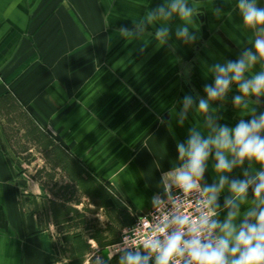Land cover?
I'll return each instance as SVG.
<instances>
[{
  "label": "crops",
  "instance_id": "0c3cea01",
  "mask_svg": "<svg viewBox=\"0 0 264 264\" xmlns=\"http://www.w3.org/2000/svg\"><path fill=\"white\" fill-rule=\"evenodd\" d=\"M172 2L0 0V264H91L106 256L121 230L175 183L185 163L177 144L192 129L211 134L198 109L214 83L210 69L255 52L259 26L244 24L239 0H185L190 17L156 13L148 22ZM184 27L194 42L176 35ZM261 72L264 59L245 79ZM235 95L233 83L224 99L209 101L218 124L264 113V95L245 97L246 106H235ZM185 96L194 104L181 124ZM215 163L210 156L203 189L218 183ZM262 169L245 160L225 175L244 179L246 170ZM231 195L227 185L217 194L216 220L226 219ZM237 203L238 225L257 206L252 189Z\"/></svg>",
  "mask_w": 264,
  "mask_h": 264
},
{
  "label": "clouds",
  "instance_id": "9594fccd",
  "mask_svg": "<svg viewBox=\"0 0 264 264\" xmlns=\"http://www.w3.org/2000/svg\"><path fill=\"white\" fill-rule=\"evenodd\" d=\"M170 8L171 11L167 13L163 7L149 13L148 22L156 18V13L164 17L171 16L172 12H178L183 18L192 15V9L185 0H173ZM238 8L245 25L254 29L259 26V35L254 42L255 52L245 50L236 61L217 63L210 69L214 73V83L205 85L207 98H199L198 109L206 114L211 134L205 137L192 129L186 141L177 144L179 158L185 160V163L174 174L175 183L184 192L199 191V181L203 179L207 161L212 156L216 161L215 170L221 175L217 184L203 191L211 194L208 203L212 204L216 202L217 194L227 185L233 195L226 197L224 203L230 211L223 222L203 213L196 223L183 215L174 216L169 223L176 227L165 239L156 238L150 245H146L151 252L156 253L155 264H170L173 257L185 258L184 264H264V169L255 175H250L246 170L244 179L230 180L225 175L242 166L245 160L254 159L264 165V113L253 115L247 121L240 120L234 127L218 124L210 114L209 101L224 99L233 83L238 85L241 93L232 99L235 106L245 105V97L249 95H264V72L245 79V72L258 59H264V7H257L256 0H239ZM121 31L128 34L126 28ZM167 35L166 28L156 33L157 38L162 40ZM176 35L186 43L197 39L187 27L179 29ZM193 104L191 96L184 97L181 124ZM250 188L257 206L249 210L238 225L234 224L239 212L237 201L243 202ZM151 259V255L125 249L120 264H149Z\"/></svg>",
  "mask_w": 264,
  "mask_h": 264
},
{
  "label": "built area",
  "instance_id": "2783aa9c",
  "mask_svg": "<svg viewBox=\"0 0 264 264\" xmlns=\"http://www.w3.org/2000/svg\"><path fill=\"white\" fill-rule=\"evenodd\" d=\"M208 200L201 184L199 191L191 192H184L176 183L171 184L164 194L153 200L148 210L135 216L132 224L121 230L119 242L112 246V255H122L127 249L142 255H151L149 263H155L156 253L151 252L146 245H150L156 238L165 239L176 227L169 223L176 215L186 216L192 223H196L202 213L216 219V212ZM184 259L173 257L170 264H184Z\"/></svg>",
  "mask_w": 264,
  "mask_h": 264
},
{
  "label": "rangeland",
  "instance_id": "374dc122",
  "mask_svg": "<svg viewBox=\"0 0 264 264\" xmlns=\"http://www.w3.org/2000/svg\"><path fill=\"white\" fill-rule=\"evenodd\" d=\"M42 157H41V160L42 161H46L45 160V157L44 156H42ZM81 189H84L85 190V188H81ZM91 253H93V252H91ZM110 255H111V257H110ZM108 258L109 259L111 258V260L106 261V259H108ZM113 258H114V256L112 255V250H109L108 253L106 254V256L105 255L102 256V255H100V253L96 254L95 257L92 258L93 259V263H91V264H120V258L121 257H119L116 260H113ZM149 264H155V263H149Z\"/></svg>",
  "mask_w": 264,
  "mask_h": 264
},
{
  "label": "trees",
  "instance_id": "16d2710c",
  "mask_svg": "<svg viewBox=\"0 0 264 264\" xmlns=\"http://www.w3.org/2000/svg\"><path fill=\"white\" fill-rule=\"evenodd\" d=\"M122 255H123V254H122ZM122 255H116V256H114L113 260L118 259V258L121 257Z\"/></svg>",
  "mask_w": 264,
  "mask_h": 264
},
{
  "label": "flooded vegetation",
  "instance_id": "af4514ba",
  "mask_svg": "<svg viewBox=\"0 0 264 264\" xmlns=\"http://www.w3.org/2000/svg\"><path fill=\"white\" fill-rule=\"evenodd\" d=\"M263 5H264V0H263Z\"/></svg>",
  "mask_w": 264,
  "mask_h": 264
}]
</instances>
